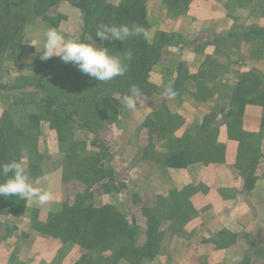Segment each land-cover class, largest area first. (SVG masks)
I'll return each mask as SVG.
<instances>
[{
  "label": "rangeland",
  "instance_id": "374dc122",
  "mask_svg": "<svg viewBox=\"0 0 264 264\" xmlns=\"http://www.w3.org/2000/svg\"><path fill=\"white\" fill-rule=\"evenodd\" d=\"M64 1L63 6L59 2L55 5L62 11L60 19L48 12L55 6L44 9L43 17L27 1L29 17L25 30L37 25V39L33 38L36 48L22 40L17 48L0 56V121L8 120L26 136L15 159L25 160L33 181L41 179L45 186H51L55 196L47 205L16 196H0V264H264V106L245 104L250 110L261 107L262 126L258 132L241 128L245 107L241 112L235 106L239 96H245L254 84L264 81L261 70L239 71L217 57L203 69L206 80L215 79L220 73L222 77L214 90L202 85L197 97L212 95L217 97L218 104L230 101L225 120L227 124L233 123L240 141L233 174L240 199L228 204L217 200V209L208 204L215 200L213 192L210 193L214 181L209 184V177L199 175L194 182L181 185L188 177L184 179L183 173L167 169L175 168L170 162L177 150H186L192 158H198L207 157L212 146H218L216 124L203 127L193 124L186 134L198 135L195 139L173 137L166 147L164 136L179 132L184 120L181 115L184 111L180 113L178 108L185 74L172 85L176 91L174 98L164 99L162 91L154 85L142 91L146 103L135 110L120 103L123 95L115 77L101 88L104 97L100 107L110 112L106 114L99 109L97 117L90 118L86 125L81 120L79 111H83L84 105L74 98L76 89L54 76L60 58L54 56L43 61L38 53L41 47L38 34L46 26L56 28L66 39L78 35L85 42L99 45L88 34L82 38L80 10L72 0ZM110 1L117 4L120 0ZM165 7L172 17L187 11ZM222 7L233 14L234 23L230 32L217 42L218 53H238L236 49L242 47L245 53L240 52L241 57L235 54V61L247 57L260 60L264 55V0H220L205 16ZM148 30L151 42L162 46L160 56L165 46L184 42L180 35L165 34L160 38L163 32ZM227 72L233 73L228 80ZM49 95L57 96L59 105H65L64 110L55 114L40 103L41 98ZM254 96L250 94L247 100ZM75 108L78 113L67 117L68 111ZM231 111L233 114L228 115ZM218 147L222 150L214 155L223 153L224 161V146ZM223 181L219 179L218 183ZM233 191L221 193L230 196ZM77 198L80 206H110L127 221L133 219L137 227L135 243L142 246L150 240L157 253L137 263L125 258L115 261L113 249L100 255L53 228L58 220L54 214L61 213L66 204H73ZM216 209L223 212L227 224L223 231H217L204 243L196 239L194 252L180 251V239H187V232L203 229Z\"/></svg>",
  "mask_w": 264,
  "mask_h": 264
},
{
  "label": "trees",
  "instance_id": "16d2710c",
  "mask_svg": "<svg viewBox=\"0 0 264 264\" xmlns=\"http://www.w3.org/2000/svg\"><path fill=\"white\" fill-rule=\"evenodd\" d=\"M31 1L34 11L42 13L44 9L55 6L61 0H0V56L9 50L17 48L24 37L25 24L29 17L28 3ZM170 10H187L189 4L195 0H162ZM73 4L79 8L81 19L83 21V33L88 34L93 40L109 48L110 53L114 55H123L127 51L132 52V59L127 61L128 70L123 76H117L121 94L128 93L131 86H137L141 91H146L154 85L149 81V72L152 66L160 58L161 44L145 41L142 37L133 36L122 42L119 40L101 41L96 36L97 28L102 23L129 24L136 23L149 29L146 18V0H120L117 4L110 0H72ZM61 14H57L60 19ZM165 34L161 33L160 38ZM55 78L63 80L68 86L76 89L74 97L79 103L84 105L80 112L82 121L85 125L92 117H97L99 111L108 114L109 109L100 107L103 102V93L101 88L107 82L98 80L82 73L78 67L72 63H64L60 58V64ZM245 96H239L236 99L237 111H243L245 104L257 103L264 106V81H260ZM236 92H238V88ZM255 96L248 99L250 94ZM41 104L52 113H59L64 110L65 105L60 104L57 96H46L41 98ZM100 109V110H99ZM78 113V108L69 110L67 117ZM233 112H228L232 115ZM203 122V127L206 124ZM232 122L228 123L229 128ZM8 120L0 121V164L7 163L18 156L20 148L25 143L26 136L18 128H13ZM201 130L203 128H200ZM237 138H239L237 136ZM220 146V144H216ZM212 146L211 153L208 156H199L192 158L188 151H177L173 160L170 162L174 167H185L194 161L215 162L222 161L223 153L221 147ZM206 149V148H205ZM218 160H217V159ZM4 178L0 177V181ZM80 199L77 198L73 204H66L63 211L54 214L58 220L53 223V228H57L61 233L68 234L71 240H76L84 247L90 250H96L100 255L113 249V260L128 259L131 262H141L143 259L152 258L157 251L153 242L148 240L144 245L139 246L135 243V233L137 227L134 226V220L127 221L120 213L110 206L95 207L93 205L80 206ZM222 240V239H221ZM218 241V240H217Z\"/></svg>",
  "mask_w": 264,
  "mask_h": 264
},
{
  "label": "crops",
  "instance_id": "0c3cea01",
  "mask_svg": "<svg viewBox=\"0 0 264 264\" xmlns=\"http://www.w3.org/2000/svg\"><path fill=\"white\" fill-rule=\"evenodd\" d=\"M59 4L63 6L65 1L62 0ZM219 4L220 0L212 2L208 0H203V2L195 0L189 5L184 14L172 17L167 15L166 7L162 0H146L145 2L149 29L152 32L161 31L169 37L175 34L180 35L184 41L179 44L172 43L165 46L160 59L152 66L149 72V81L156 86L158 91H163L164 87L169 84L174 85L175 80L181 77L182 74L186 76L183 84H181L180 97H182V102L178 108L179 112L181 110L184 111L183 114L180 112L184 120L182 125L179 126V132L164 136V139H167L166 147L173 137H179V139L184 140L195 139L198 135L193 134L190 136L186 134L187 131L193 124L202 126L205 120L207 123L204 126L216 124L219 127L215 144L224 146V161L213 163L195 161L185 167H168L167 169L173 173H183L184 179L188 177L187 180L182 181L181 185L194 182L199 178V175L209 177L207 180L209 184L214 181L215 187L210 189V193L213 192L215 200L208 203L213 207H216L217 200H222L225 204H228L230 201L240 199L237 197L240 193V189L236 186L238 182L233 176L240 141L237 138L235 129L229 128L225 120L227 111L231 106L230 101L218 104L217 97H212V95L203 99L197 97L196 93L200 91L202 85L206 89H213L215 83L222 77L220 73L219 77L206 80L203 69L211 59L217 57L219 61H225L226 65L230 66V68L237 67L239 71L244 72L255 68L261 70L264 74V55L257 61L251 57H247L244 61L241 59L235 61V54L241 57L239 53H245L242 47L236 49L240 51L238 53H235L236 51L234 53L229 52V55L227 53L222 55L218 53L217 42L230 32L234 23L233 14L224 10L223 7L220 11L217 10L214 14L205 16V13L207 15L208 10L212 6H218ZM48 12L51 14L62 13L58 6L52 7L51 11ZM48 28L50 27L46 26L43 29L47 30ZM26 29H32L34 33L33 38L37 39V25L28 26ZM225 76H227L226 79L228 80V77H232L233 73L228 74L227 72ZM260 108V106L253 107L250 110L248 107H245L241 117V128L243 130L258 132L261 129L262 116L260 115ZM254 109L256 111H253ZM219 118L221 120L217 122ZM219 179L221 182L224 179L223 183H218ZM178 183L180 185V182ZM223 190H227V192L235 190V192L233 191V194L230 196H224L222 194ZM217 209L213 211L203 229L196 232H187L188 238L180 239V251L184 249L186 253L194 252L196 245L193 242L196 239L204 243L211 240L208 238L212 237L217 231H223V227L227 224H225L223 212L220 213ZM183 231L186 232L184 228ZM161 264H164V262Z\"/></svg>",
  "mask_w": 264,
  "mask_h": 264
},
{
  "label": "clouds",
  "instance_id": "9594fccd",
  "mask_svg": "<svg viewBox=\"0 0 264 264\" xmlns=\"http://www.w3.org/2000/svg\"><path fill=\"white\" fill-rule=\"evenodd\" d=\"M33 30L26 29L24 39L36 48L33 42ZM96 36L101 41H126L130 37L139 36L150 42L152 37L148 29L142 25L132 23L115 24L102 23L98 26ZM41 43L39 50L40 59L47 61L56 56L64 63H72L78 69L99 82H108L117 76H123L128 70V63L132 59L129 50L123 55L110 53L109 48L95 42H85L78 35L71 38L65 36L54 27L38 34ZM164 99H172L176 91L172 85L164 87L162 93ZM120 103L129 110H135L146 103L144 93L135 85L131 86ZM0 196H16L26 201H34L38 205H47L55 198L51 186H45L41 179L33 181L28 164L25 160L13 159L7 163L0 164ZM46 179V178H45Z\"/></svg>",
  "mask_w": 264,
  "mask_h": 264
}]
</instances>
